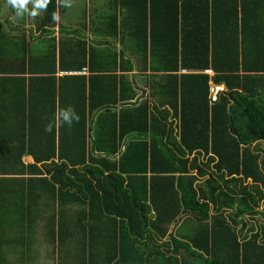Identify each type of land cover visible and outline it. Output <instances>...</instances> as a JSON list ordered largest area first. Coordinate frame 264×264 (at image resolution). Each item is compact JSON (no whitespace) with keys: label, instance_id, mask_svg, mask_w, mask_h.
Instances as JSON below:
<instances>
[{"label":"trees","instance_id":"trees-1","mask_svg":"<svg viewBox=\"0 0 264 264\" xmlns=\"http://www.w3.org/2000/svg\"><path fill=\"white\" fill-rule=\"evenodd\" d=\"M108 1L89 43L0 46V202L87 205L109 264H264V0Z\"/></svg>","mask_w":264,"mask_h":264},{"label":"crops","instance_id":"crops-1","mask_svg":"<svg viewBox=\"0 0 264 264\" xmlns=\"http://www.w3.org/2000/svg\"><path fill=\"white\" fill-rule=\"evenodd\" d=\"M109 6L108 0H72L71 7L61 6L59 2V19L54 27L49 28L51 32H45L44 10L35 17L28 12L17 15L7 0H0V46L7 48L17 42V38L26 40L33 50H43L54 40L58 50L61 42L67 49L75 44V40L89 43L104 36L98 26L107 23ZM32 8L33 5L29 4V12ZM135 43L136 40L120 39L118 47L129 48ZM78 73H58L57 77L81 75ZM24 161L28 166L35 164L31 155H27ZM35 191L38 193L40 189ZM14 206H22L21 219L13 220L14 210L18 208ZM82 208L81 204L74 202H0V264H109L114 253H106L103 244L101 253H87V219L83 222L82 213H78ZM97 236L103 241L107 233L102 231ZM124 256L122 264H140L138 253H125ZM160 259L163 261L162 257Z\"/></svg>","mask_w":264,"mask_h":264},{"label":"clouds","instance_id":"clouds-1","mask_svg":"<svg viewBox=\"0 0 264 264\" xmlns=\"http://www.w3.org/2000/svg\"><path fill=\"white\" fill-rule=\"evenodd\" d=\"M61 6L71 7L72 0H59ZM7 3L16 10L17 15H23L25 12L32 17L39 14L40 10H46L50 0H7ZM32 4L33 8L29 12L28 5ZM59 17L56 13H53V20L58 21ZM73 121L79 122V116L75 113V110L71 107L61 109L58 116L53 122H50L45 127V131L51 133L55 126H59L60 123L71 126Z\"/></svg>","mask_w":264,"mask_h":264},{"label":"built area","instance_id":"built-area-1","mask_svg":"<svg viewBox=\"0 0 264 264\" xmlns=\"http://www.w3.org/2000/svg\"><path fill=\"white\" fill-rule=\"evenodd\" d=\"M183 73H186V71H183ZM207 73L209 74H213L212 71H208ZM78 74L81 75H88V71L87 69H83L81 72H79ZM225 91V87L224 86H218L216 85L214 82H212V87H211V101L212 103H216L219 100V97L221 95V93Z\"/></svg>","mask_w":264,"mask_h":264},{"label":"rangeland","instance_id":"rangeland-1","mask_svg":"<svg viewBox=\"0 0 264 264\" xmlns=\"http://www.w3.org/2000/svg\"><path fill=\"white\" fill-rule=\"evenodd\" d=\"M213 75V74H212ZM142 77H141V80L142 81H146V78H145V76L144 75H141ZM225 87V86H224ZM225 89H226V87H225ZM259 148H261L263 151H264V143H260L259 145ZM264 159V158H263ZM83 207V206H82ZM84 208V207H83ZM82 208V209H83ZM249 219V221L252 223V224H254V226L255 227H259L261 224H263L264 223V220L261 218V217H249L248 218ZM14 220V219H13ZM18 223V222H17ZM17 223H15V224H17Z\"/></svg>","mask_w":264,"mask_h":264}]
</instances>
